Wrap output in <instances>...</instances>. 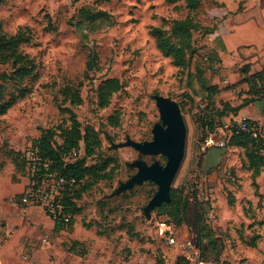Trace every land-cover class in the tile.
<instances>
[{"label":"rangeland","instance_id":"obj_1","mask_svg":"<svg viewBox=\"0 0 264 264\" xmlns=\"http://www.w3.org/2000/svg\"><path fill=\"white\" fill-rule=\"evenodd\" d=\"M250 4L0 0V37L16 45L15 52L0 54V207L19 213L14 227L0 217V230L10 231L0 264H196L157 235L159 220L175 223L177 239H191L205 264H264V164L255 174L244 147L204 146L207 133L222 135L231 119L225 99L242 96L236 75L249 69L247 61L264 66V46L259 40L258 47L248 45L251 30L236 15ZM241 41L248 44L235 52ZM214 85L218 91L211 93ZM155 95L178 104L186 127L184 155L170 185L185 203L181 224L174 220L177 209H153L146 217L157 188L152 181L114 194L136 172L134 160L166 162L163 154L117 146L152 139L160 123ZM70 111L80 138L66 160L96 170L81 180L72 227L54 229L39 205L22 196L25 153L37 143L47 154L66 149L75 139ZM67 137L72 140L65 143ZM249 150L259 154L255 145ZM39 213L53 226L37 223ZM78 240L84 242L74 245Z\"/></svg>","mask_w":264,"mask_h":264},{"label":"built area","instance_id":"obj_2","mask_svg":"<svg viewBox=\"0 0 264 264\" xmlns=\"http://www.w3.org/2000/svg\"><path fill=\"white\" fill-rule=\"evenodd\" d=\"M223 134L218 136L217 132H208L204 146L223 147L233 134L246 133L251 137L261 140L264 144V119H251L245 115L239 118H231L224 124ZM27 184L23 192L25 200L36 203L43 213L53 222L66 226L71 218V212L63 201L65 193L72 192L78 187V181L73 176H65L52 169L51 161L42 156L38 147H31L26 153ZM65 162L67 161L64 156ZM156 233L165 239L174 249L181 252L182 256L196 264H205L200 258L199 250L191 239L179 241L175 235L173 224L159 220L155 222ZM10 231L0 230V249Z\"/></svg>","mask_w":264,"mask_h":264},{"label":"water","instance_id":"obj_3","mask_svg":"<svg viewBox=\"0 0 264 264\" xmlns=\"http://www.w3.org/2000/svg\"><path fill=\"white\" fill-rule=\"evenodd\" d=\"M155 104L158 108L160 123L151 129L152 139L142 143L127 140L117 146L129 145L144 155L163 154L166 157L164 165L157 161L146 164L142 160H134L132 165L136 172L124 183H120L114 194L130 189L144 181H152L157 188L153 196L144 207V214L150 217V211L163 202L170 201V185L181 164L184 149L186 127L178 104L161 95H155Z\"/></svg>","mask_w":264,"mask_h":264},{"label":"trees","instance_id":"obj_4","mask_svg":"<svg viewBox=\"0 0 264 264\" xmlns=\"http://www.w3.org/2000/svg\"><path fill=\"white\" fill-rule=\"evenodd\" d=\"M16 45L14 43V40L12 39H6L4 36L0 37V54L1 57L5 56L3 55L4 53L10 52H15ZM176 58L178 55L175 56ZM21 70H18L15 72L17 74H21ZM249 81H251V91L254 93L259 94L260 93V99L263 101V109H264V69L263 71L256 73L254 75H251ZM211 93H216L218 91L217 87L214 85L213 87H210ZM3 96L2 93V86L0 85V102L1 98ZM228 104H225V109H229L227 107ZM4 111V107L0 105V113ZM236 108H230L229 112H232L233 114H236ZM71 113V130H70V135L74 136V141L70 142L69 144H66V149H62L61 151H53L51 149V152L48 154L45 152L43 147L40 144H35L36 147L40 150V153L42 156L48 158L51 161V167L53 170H55L57 173L65 175V176H73L76 178L78 181V187L73 190L72 192H67L63 196V201L64 203L68 206L69 211L71 212L72 218L70 222L64 226L60 225L58 223H54V229H65V228H70L73 223V216L78 212L76 211L75 203L73 202L74 198H77L79 195V191L81 190V180L84 178L86 174H95L96 166H83L80 161H74V162H65L64 161V156H66L67 153L71 151V149L74 148L77 144V139L80 138V131L78 127V121L75 117V115L70 111ZM210 132H214L213 130ZM69 137L65 140V143L69 141ZM72 140V139H70ZM249 144L257 146L259 149V154L258 155H253L250 154L249 150ZM226 146H231V147H244L245 150L247 151V157L249 161V167H253L255 174H257L259 171H261V167L264 164V155L262 151L264 150V144L261 140L251 137L250 135L239 132L237 134H233L232 136L229 137ZM257 158V161L255 160ZM104 167V165H103ZM264 167V166H263ZM23 196V193H22ZM26 206V205H25ZM198 204L197 201L194 202L192 212L193 216L196 220L197 227L199 231H201L202 224H201V218H200V213L198 211ZM171 208L172 210H176L174 213V220L176 221V224H181L182 222L184 223L186 221V213H185V203L182 201V198L180 195H177L175 191L170 190V201L169 202H163L161 205L156 206L154 209L157 210L158 212H165V210H168ZM171 224H175L170 220H165ZM175 227V225H174Z\"/></svg>","mask_w":264,"mask_h":264},{"label":"crops","instance_id":"obj_5","mask_svg":"<svg viewBox=\"0 0 264 264\" xmlns=\"http://www.w3.org/2000/svg\"><path fill=\"white\" fill-rule=\"evenodd\" d=\"M244 1V0H243ZM249 2L251 3L249 6V10H245L243 12H237L236 15L239 17L244 16V22L246 25V29L247 30H251L249 33H252L251 35H248L247 38H245V41H249L251 43H246L248 45H252L254 47H258L256 45L257 41H261L262 45L264 46V0H249ZM236 20V19H235ZM238 22V24L241 22L239 20H236ZM250 25H254L252 27H250ZM261 33V34H260ZM221 40L222 43L224 44L223 46H225V48L228 50V48L230 47L229 45V40L225 39L223 34L221 35ZM244 41H241L239 43H237L234 46V51L237 52L240 47L246 45L245 43H243ZM264 52V48L262 53ZM249 62V69L248 66L245 65V67H243L241 69V74H237V80L240 82L238 84V89H241L243 91L242 96L240 97H232L233 95L230 96V98L225 99L227 101H225V104H228L227 107L229 108H236V114H233L232 112H229L231 114V118H239L240 116H247L251 119H261L264 116V109H263V101L262 99H260V93H254L253 91H251V81H249L251 75H254L256 73H259L261 71H263L264 66H257L254 64H251L252 61H247ZM234 92V90H233ZM229 108V109H230ZM229 111V110H228ZM237 148V147H236ZM263 155H264V150L262 151ZM262 172V171H261ZM25 211L30 212L31 209H27ZM27 213V212H26ZM16 215H19L18 212H15V209L12 208H7V207H0V217L1 218H5L6 222L11 226L14 227L15 225V217ZM32 215V214H31ZM34 215V214H33ZM36 218V222L39 223L41 221H46V218L41 215L40 213L38 214V217ZM51 221H49L50 223ZM47 222V224H49ZM50 226H53V223H50ZM72 227V226H71ZM54 228V226H53ZM83 240H78L74 242V245L83 243ZM8 243L3 247V248H7ZM10 246V245H9ZM34 246V244H33ZM74 248V247H73ZM85 248H88V244L85 243ZM88 250V249H87ZM80 258H84L86 256V254H84L83 256L79 255ZM5 261L7 262L8 257H5ZM77 258V256H76ZM27 263H33V261H29L27 260Z\"/></svg>","mask_w":264,"mask_h":264}]
</instances>
